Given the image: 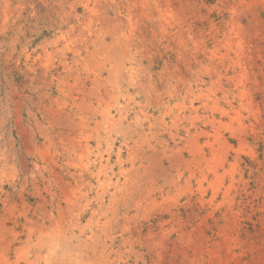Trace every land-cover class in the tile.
Segmentation results:
<instances>
[{"label": "rangeland", "instance_id": "1", "mask_svg": "<svg viewBox=\"0 0 264 264\" xmlns=\"http://www.w3.org/2000/svg\"><path fill=\"white\" fill-rule=\"evenodd\" d=\"M0 264H264V0H0Z\"/></svg>", "mask_w": 264, "mask_h": 264}, {"label": "bare ground", "instance_id": "2", "mask_svg": "<svg viewBox=\"0 0 264 264\" xmlns=\"http://www.w3.org/2000/svg\"><path fill=\"white\" fill-rule=\"evenodd\" d=\"M117 25H118V24H117ZM120 26H121V25H120ZM115 27H116V26H115ZM116 28H117V27H116ZM242 29H243V28H242ZM116 32L118 33L117 30H116ZM239 32H240V31H239ZM243 32H244V30H243ZM240 33H241V32H240ZM118 34H119V33H118ZM241 35H242V34H241ZM239 36H240V35H239ZM123 37H124V36H123ZM241 38H242V37H241ZM121 40H122V39H121ZM126 40H127V39H126ZM128 44H129V43H128ZM126 45H127V43H126ZM127 47H128V46H127ZM129 47H130V46H129ZM128 49H129V48H128ZM126 50H127V49H126ZM126 52H127V51H126ZM129 53H130V51H129ZM131 53H132V52H131ZM220 153H221V152H220ZM223 153H224V152H223ZM218 155H219V154H218ZM222 155H223V154H222ZM219 156H220V155H219ZM219 156H218V157H219ZM218 157H217V158H218ZM223 157H224V156H223ZM219 158H220V157H219ZM219 158H218V159H219ZM221 159H223V158H221ZM223 160H224V159H223ZM223 160H222V162H223ZM219 161H220V160H219ZM218 163H219V162H218ZM220 163H221V162H220ZM219 165H220V164H219ZM219 165H218V166H219ZM213 166H214V165H213ZM213 172H214V171H213ZM215 182H216V181H215ZM205 186H206V185H205ZM229 187H230V186H229ZM199 243H200V242H199ZM74 248H75V247H74Z\"/></svg>", "mask_w": 264, "mask_h": 264}]
</instances>
